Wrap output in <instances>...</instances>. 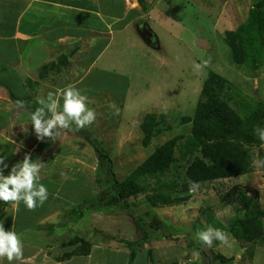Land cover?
<instances>
[{
  "label": "rangeland",
  "instance_id": "obj_1",
  "mask_svg": "<svg viewBox=\"0 0 264 264\" xmlns=\"http://www.w3.org/2000/svg\"><path fill=\"white\" fill-rule=\"evenodd\" d=\"M257 1L145 0L151 5L150 8L148 5L147 11H143L136 0L111 3L110 0H95L100 14L113 13V24L111 28L109 26L111 34L106 36L109 42L104 50L102 48L105 46L99 47L95 40L106 39L105 32L91 33V30L84 28L88 23L85 16L80 17L85 26L78 21L76 26L66 24L64 28L52 30L59 33L64 29L65 33L71 31L81 39L89 36V40L94 39L93 42L88 40L90 44L85 46L84 64H79L77 71L80 78L74 87L88 97V107L96 112L95 122L81 130L87 132L91 140L109 154L116 181L124 180L155 147L177 135L187 136L188 125H180L177 119L193 114L207 70L233 87V91L225 94L232 99L229 102L231 107L235 108L233 101L237 103L235 109L241 116L244 103L252 105V101L264 102V62L256 71L236 66L231 63L228 48L223 42L224 32L233 31L243 24ZM89 19H92L91 16ZM77 20L78 17L75 20L71 18V24ZM139 24H144L152 33L153 45H146L137 35L135 26ZM199 40H204L205 46L199 47ZM17 54L12 46L0 42V82L8 85L15 97L21 98L19 88L15 87H19L16 79L20 76L16 74L14 78L12 75L15 73L8 72L14 68L9 69L5 64L12 62ZM204 61H209L208 65L202 71H196L194 65ZM3 93L0 88V94ZM60 104L63 105L62 99ZM149 113L156 116L163 114L166 119L158 126L162 132L143 148L139 125L142 117ZM168 126L169 129L165 131ZM22 131V126H19L10 133ZM29 133L31 137L26 140H30L28 142L37 149L38 144L43 142V148L49 143L46 150H51L52 155L46 160L40 157L39 160L44 163L40 175H47L50 178L47 182L56 186L55 195H62L58 198L62 201L55 199L50 202L53 209L57 206L55 209L60 211L51 210L50 219L55 222L56 214H59L56 224H62L60 226L66 227V230L60 233L54 229L52 239L58 245L71 236H79L90 242L89 245L107 247L93 254L91 264L104 261L105 264H143L144 260L147 261L144 255L146 249L150 251L151 264H264V220L261 222L262 241L253 245L235 241L229 235L227 245L214 241L209 248L197 238L199 229L193 227L196 223L200 231L208 228L205 222L207 217L212 220V227L228 233L226 225L230 219L242 215L234 188L256 197L264 211V178L260 164L254 163L259 161L256 148H250L252 171L245 176L201 183L197 191L189 193L185 203L158 208L150 207L145 201V195L156 187L155 179L147 178L143 182L147 186V193L128 199L129 207L124 209L110 203V198L116 194V186L109 176L106 177L97 161L101 158H98L95 149L81 136L65 131L59 137H45L41 141L37 139L33 126ZM4 140L6 138L0 135V156L7 151L9 144H3ZM262 145L259 149L264 160ZM38 152L41 153L40 150ZM174 156L177 161L159 176L160 182L174 181L177 185L181 182L184 161L178 159L176 151ZM10 169L9 166L7 173ZM86 207H93V210H86ZM42 208L44 204L29 210L23 201L19 204H1L0 201V223L8 231L14 219V229L19 231L24 223L36 221ZM43 226L46 228L50 225L45 223ZM141 228L146 232L147 244L143 248H134L137 258L135 262H129V250L121 242L134 241ZM249 251L251 258L248 257ZM216 254L228 261H213ZM15 263V260L11 262ZM0 264L9 262L4 257L0 258Z\"/></svg>",
  "mask_w": 264,
  "mask_h": 264
},
{
  "label": "trees",
  "instance_id": "obj_2",
  "mask_svg": "<svg viewBox=\"0 0 264 264\" xmlns=\"http://www.w3.org/2000/svg\"><path fill=\"white\" fill-rule=\"evenodd\" d=\"M141 10L147 11L150 2L136 0ZM223 42L228 48L231 63L236 66H244L256 71L264 62V0H258L248 12L246 21L233 31L223 34ZM12 102L23 101L24 109L32 113L31 98L25 92L20 91L21 98L13 95L12 90L6 84L0 82ZM16 86V85H15ZM17 88V87H16ZM233 91V87L212 71L207 70L202 81L197 102L193 114L190 117L178 118L180 125H188L187 136L177 135L154 150L121 182L114 179L111 171V158L100 146L95 144L87 132L80 130L72 131L71 134L81 136L88 144L95 149L99 164L104 169L106 177L112 179L116 186V194L110 198V203L116 207L128 208V199L135 198L139 194L147 193V186L144 180L155 179V188L145 195L146 203L152 208L169 207L185 203L189 199V184L193 181L201 183L233 179L249 174L251 170L250 148L257 149V159L264 161L259 147L264 143L259 139L255 129H264V102L252 101V105L244 103L241 109L244 110L241 116L235 109L237 103L233 101L235 108L229 105L232 100L225 92ZM239 94V93H238ZM17 104V103H16ZM166 116H156L153 113L142 117L139 130L142 134L141 145L147 147L151 139L159 135L162 130L158 128L164 122ZM169 126L165 128V131ZM98 146V148L96 147ZM13 145L8 144L6 152L2 157L6 158L5 163L22 161L17 150L12 153ZM178 153V159L184 161L183 178L177 185L171 181L163 183L158 180L177 161L174 156ZM2 165H0L1 168ZM262 177L264 178V165H261ZM11 171V169H10ZM9 171V173H10ZM104 181H108L105 178ZM235 197L241 208L242 215L234 216L226 225L230 237L243 244H256L262 241L264 211L256 197H250L240 189L234 188ZM82 194V192H81ZM5 204V203H3ZM86 210H93V207H86ZM209 211V209L207 210ZM207 226H212V220L205 218ZM220 226V224L218 225ZM193 227L199 229L198 224ZM137 231V230H136ZM134 241L121 242L129 250V262L134 260L136 250L146 243V232L141 228ZM62 246L69 249L58 261L66 260L72 256H86L89 253L90 245L83 238L73 236ZM201 253L200 251H198ZM145 258L150 263L149 249L145 250ZM251 251L248 257L251 258ZM213 261L225 263L228 260L221 255H214Z\"/></svg>",
  "mask_w": 264,
  "mask_h": 264
},
{
  "label": "crops",
  "instance_id": "obj_3",
  "mask_svg": "<svg viewBox=\"0 0 264 264\" xmlns=\"http://www.w3.org/2000/svg\"><path fill=\"white\" fill-rule=\"evenodd\" d=\"M111 1L114 2L116 0H110V3ZM79 13L80 16H78ZM104 14L99 13L95 0H0V42L3 45L12 46L14 51L18 53L12 62L7 61L5 63V61H2L9 69L14 68V70L8 71L15 73L12 75L14 78L16 74L20 76V78L16 79L19 87H15L19 88L20 91L22 90V93L25 92L34 102L32 104L35 105H31L33 112L37 107H40L38 100L46 99L49 92H56L68 85L74 86V84H78V78L80 77L77 69L80 66V62L84 64L83 56L87 48L85 46L90 44L88 43L90 36L87 39H81L80 36H77L78 34H73L71 31L65 33L63 29L59 33L57 31L54 33L52 30L62 26L64 28L66 24L76 26L79 22L83 23L80 17L85 16L88 23L87 27L84 28L91 30V33L96 31V33L105 32L104 38H106V36L111 34L109 26L111 28L113 24V19L111 18L113 13ZM89 16L92 19H89ZM77 17V22L75 21V23L71 24V18L75 20ZM83 25L85 26L84 23ZM89 41L93 42L94 39ZM95 41L97 42L96 44H99V47H104L105 45L107 46L109 38H96ZM31 76L32 78L30 79ZM70 78L71 80H69ZM0 88L4 92L3 95L0 94V135L6 138L3 144H14L16 147H12V153L15 154L18 150L22 160L26 153L31 154V158L34 161L39 160L40 157L46 160L48 156L52 155L51 150L49 152L46 150L49 143H46L45 147L41 148L42 142L38 144L37 149V146L28 142L30 140H26L31 137V133H29L30 128L33 126L31 124V113L27 109L18 108L17 104L9 98L5 88ZM60 110H62V106ZM19 126H22V133H10V130L18 129ZM32 134L34 133L32 132ZM7 136L12 138H7ZM24 140V144H21ZM17 147L21 149H17ZM39 150L41 153L38 152ZM7 164L8 168L3 171L5 176L9 174L7 173L9 166L12 167L16 163L9 162ZM49 179L47 175L45 177L41 176L38 182L47 187L49 196L44 203V209H41L36 221L24 223L21 225L22 229L15 231V220H11L8 231H15L24 245L23 258L20 261H15V264H91L93 254L107 247L90 245L89 253L86 256H72L63 261L56 260L69 249L62 246L64 242L61 241L57 245L52 239L54 229L64 233L66 227L60 226L62 224H56L58 223L59 214H56L58 218L56 217L55 222L50 219L53 212L51 210L60 213L58 209H55L57 206L53 209L50 202L55 199L56 201H62V199L58 200L62 195H55V192H57V190H54L56 186L50 185L47 182ZM41 180H44V182ZM3 203L5 202L1 201V204ZM59 206L61 208L63 202ZM45 223L50 226L44 228L43 225ZM39 225L40 227H38ZM83 240L86 241L85 239ZM65 249L66 251H64ZM136 258L137 256H135L134 260ZM134 260L133 262H135ZM100 264H105V261ZM143 264L151 263L144 260ZM175 264L179 263L175 262Z\"/></svg>",
  "mask_w": 264,
  "mask_h": 264
},
{
  "label": "clouds",
  "instance_id": "obj_4",
  "mask_svg": "<svg viewBox=\"0 0 264 264\" xmlns=\"http://www.w3.org/2000/svg\"><path fill=\"white\" fill-rule=\"evenodd\" d=\"M209 61L202 64H195L196 71H202ZM63 100L62 110L60 101ZM18 108H24L23 101H17ZM40 107L31 113V124L38 140L45 137L51 139L59 137L62 132H78L86 126L92 125L96 120V112L88 107V97L81 94V91L68 85L64 89L56 92H49L46 99H39ZM50 114V116H49ZM259 139L264 142V129H255ZM264 146V145H262ZM6 158L0 156V201L5 203L21 201L29 210H35L38 206H43L47 201L49 192L47 187L38 183L41 179V170L44 163L40 160H32L31 154L26 153L21 162H17L11 167L10 173L5 176L4 169L8 168L5 163ZM264 165V161H256ZM198 182L189 184V191L195 192L199 189ZM197 238L207 247H211L214 241H219L227 245L229 234L221 229L209 226L205 230L197 233ZM24 245L18 234L9 230L6 231L3 223H0V258L6 257L9 264L12 261H20L23 258Z\"/></svg>",
  "mask_w": 264,
  "mask_h": 264
},
{
  "label": "water",
  "instance_id": "obj_5",
  "mask_svg": "<svg viewBox=\"0 0 264 264\" xmlns=\"http://www.w3.org/2000/svg\"><path fill=\"white\" fill-rule=\"evenodd\" d=\"M135 30L137 32V35L141 38V40L146 44V45H153L154 44V38L152 33L149 31L148 28L144 24L141 25H136ZM199 47L205 46V41L204 40H199L198 44Z\"/></svg>",
  "mask_w": 264,
  "mask_h": 264
},
{
  "label": "flooded vegetation",
  "instance_id": "obj_6",
  "mask_svg": "<svg viewBox=\"0 0 264 264\" xmlns=\"http://www.w3.org/2000/svg\"><path fill=\"white\" fill-rule=\"evenodd\" d=\"M139 25H141V24H139Z\"/></svg>",
  "mask_w": 264,
  "mask_h": 264
}]
</instances>
